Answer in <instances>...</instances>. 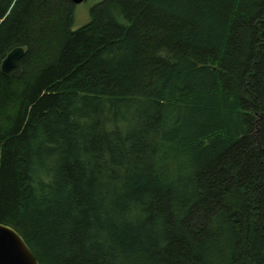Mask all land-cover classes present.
<instances>
[{
  "label": "trees",
  "instance_id": "16d2710c",
  "mask_svg": "<svg viewBox=\"0 0 264 264\" xmlns=\"http://www.w3.org/2000/svg\"><path fill=\"white\" fill-rule=\"evenodd\" d=\"M0 0V223L39 264H264V0Z\"/></svg>",
  "mask_w": 264,
  "mask_h": 264
},
{
  "label": "water",
  "instance_id": "95a60500",
  "mask_svg": "<svg viewBox=\"0 0 264 264\" xmlns=\"http://www.w3.org/2000/svg\"><path fill=\"white\" fill-rule=\"evenodd\" d=\"M75 6L84 0H70ZM24 49L11 50L1 63V72L6 74L16 67ZM0 264H39L24 238L12 227L0 223Z\"/></svg>",
  "mask_w": 264,
  "mask_h": 264
},
{
  "label": "rangeland",
  "instance_id": "374dc122",
  "mask_svg": "<svg viewBox=\"0 0 264 264\" xmlns=\"http://www.w3.org/2000/svg\"><path fill=\"white\" fill-rule=\"evenodd\" d=\"M97 3V0H84L82 3L74 6V22L72 28L78 29L90 21L91 8Z\"/></svg>",
  "mask_w": 264,
  "mask_h": 264
},
{
  "label": "bare ground",
  "instance_id": "6f19581e",
  "mask_svg": "<svg viewBox=\"0 0 264 264\" xmlns=\"http://www.w3.org/2000/svg\"><path fill=\"white\" fill-rule=\"evenodd\" d=\"M0 68H1V66H0Z\"/></svg>",
  "mask_w": 264,
  "mask_h": 264
}]
</instances>
